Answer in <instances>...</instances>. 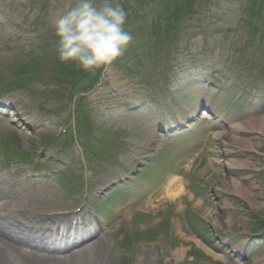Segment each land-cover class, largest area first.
<instances>
[{
    "label": "rangeland",
    "instance_id": "1",
    "mask_svg": "<svg viewBox=\"0 0 264 264\" xmlns=\"http://www.w3.org/2000/svg\"><path fill=\"white\" fill-rule=\"evenodd\" d=\"M30 1L31 4H27L24 9L17 6V0L2 1L0 8V82L12 83L14 80H22V73L18 69L20 66H26L27 62L30 61L29 56H25L22 50H29L36 56L38 63L35 64L39 67H31L36 69L37 77L41 80L35 79L29 82L28 89H25L27 92L15 91V93H20L19 96L25 97L22 112L26 121L31 122L35 117L41 118V120L28 131L21 129L17 132L9 123L3 127L23 141L27 139L33 141L32 149L40 143L42 147L47 148V144L43 142L44 138H48L53 133L54 135L57 134L60 129L57 124H61L65 118L69 121L73 120V91L88 83L90 74H78L77 76L76 74H69L67 72L69 67L74 64L80 67L86 59L93 58L96 50L100 49L98 46H101L105 40V53H115L114 57L119 59L115 63L116 68L129 71L131 76L136 78L134 80L136 84L131 86L132 83L127 78L125 80L117 70L110 69L108 82L90 95L96 104L95 108H84L87 119L93 122L98 134L100 131L103 135V140L98 141L85 132L79 133L86 146V152L96 151V155L92 154V160L87 155L89 166L92 165V176L98 174L93 179V183L100 184L99 176L101 173L108 175L104 168L106 164L116 167L120 166L119 162L121 161L123 162L121 166L130 170L131 159H136L133 157L128 159L126 154L129 157L135 155L142 158L144 154L140 155L139 153L146 147V144H148L146 156L156 157L161 152L163 144L157 145L158 134L151 143L146 142L152 130H150L149 123L151 119H147L148 116L142 111L122 112L120 101L115 100V96L112 95L107 84L118 90L121 96L134 97L133 102L147 101L152 97L165 106V101H161L163 99L160 94V90H163L161 88H167L168 94L174 95L175 98L185 95L176 91L177 82L163 84L160 81L161 79L158 78L160 73L168 72L166 66L169 65L166 64L163 53L154 55L153 51L169 47V39L174 38V28L178 29L186 23V19L183 15L181 16V13L184 6L186 8L191 0H46L49 5L48 8H44L40 4V0ZM260 1L257 2V7H260ZM262 1L264 8V0ZM128 2L133 7L137 6L138 8L137 13L131 11L132 17L130 16L131 12L126 11V3ZM225 3V0H197V3L195 0L194 5H202L204 12L196 16L194 23L187 25L189 28L187 33L200 29L198 24L204 21L210 23L209 27L212 29H215V25L211 22H216L217 27L221 24L232 27L233 24L240 22V17L243 15L240 8L222 10ZM112 9L115 15L112 14ZM172 11L176 13L174 16H177V19L168 14ZM204 14L207 15V18H204ZM131 18L136 20L132 25L135 34L129 33V29L126 27V21L131 20ZM106 19L112 25L110 24L107 31H110L109 34L105 36L102 28H104ZM69 23L73 24L70 26L71 32H66L70 36L66 41L67 39L64 38L63 33L60 34V31ZM256 23L261 27L256 31L257 38H253L254 32L249 39H246L248 36L241 32L233 33L230 37L241 38L242 41L237 40V42L246 48L249 45H245V43L252 41V46L247 48V52L255 55L250 56L252 59L255 57L260 66L259 72L264 73L262 72L264 69V29H262L264 20L257 19ZM73 26L78 30L75 31ZM83 26L89 30L86 32L83 30ZM28 28L31 30L29 31ZM79 30H81V34ZM259 33L263 34L261 38L257 36ZM144 36L147 39L146 42L139 44L143 43L141 39ZM110 38H112L111 44ZM214 39L210 37L208 42ZM217 39L219 38L217 37ZM246 40L248 41L246 42ZM205 41H207L205 38H198L193 44L186 42L183 49L191 48L203 52L204 48L208 46ZM154 43L155 47L153 46ZM9 46L12 48H8ZM133 47H136L135 53L131 51ZM243 56L242 52L238 54L239 59L244 58ZM183 74L181 73V77ZM167 76H170L169 72ZM251 79L254 80L255 78L251 77ZM141 82L142 84H140ZM204 90V87L192 89L187 95V100L184 101V106L192 108L194 105H201ZM161 93L163 94V92ZM259 99H263L261 106L256 108L252 115H244L241 118L240 122L243 126L235 132L239 138L237 143L225 140L222 133L231 132L228 130L231 125L224 122L226 130L220 131L219 137L211 136V144L214 148L211 157L204 153L201 162H194L192 171L199 178V183L204 184L206 189L201 206H196L195 203L200 199L202 200V197L190 199L191 196H186L188 203L186 202L187 206L182 205V208L179 207V202L171 201L151 210L143 207L144 205L131 208L130 204L144 202L147 199L148 183L144 184V188L134 191L129 200L123 199L121 202L112 203V211H108L111 216L106 215V218L109 219L117 215L111 222V224L113 223L111 225L113 230L119 225L118 218L120 217L124 218L125 223L126 217L132 222L127 223V226L120 231L107 236L102 264H118L119 262L121 264H181L192 253L195 256L201 251L208 255L199 246L202 243L207 244L206 246L216 245L217 238H213L214 241L211 240L213 235H220L219 237L222 238L230 235L232 236L231 245H235L243 239L240 232H252L253 223L250 215L256 212L264 216V174L259 172L264 167V128H256L260 125L257 119L264 116V90L260 91ZM229 113L235 114L234 112ZM153 118L155 121H167L166 116L153 115ZM250 122L255 123L251 126L249 125ZM222 124L218 128L225 129ZM78 125L81 128L85 127L83 113L79 115ZM71 127L73 129V126ZM57 138L54 136V139ZM245 139L250 140L251 146L254 148L247 147L244 142ZM64 140L68 142L67 151L74 155L72 160H76V169L80 173L83 169L80 163L81 153L75 156L74 152L71 151L75 149L76 153H79V149L74 147L72 134L69 133ZM105 142L110 146L113 144L116 149H107L103 146ZM57 143H64L63 139H58ZM255 148L259 152H254ZM216 153H221V156L216 155ZM104 155L106 156L104 157ZM189 157H184L180 161V167L187 162ZM215 160L220 163V169L214 168L212 161ZM231 160L246 162L249 165L231 170L232 167L228 166ZM156 168L157 166H153L152 170ZM114 170L119 173L117 167ZM238 177L243 178L242 184L244 186L251 188L248 190L252 194L251 199L254 204L249 203L250 199L246 200L242 193L231 190L229 183H227L228 180ZM109 184V181L100 184L99 191ZM147 187L148 190L146 191L145 188ZM46 190L48 189L42 186L37 198L32 203L26 204V207L31 208L32 211L34 207L40 206L43 210L38 209V211L44 213H51L55 208H59V210L69 208L66 203L70 201L66 198L74 192L68 193L66 191L59 202L49 204L52 195H49V190L47 192ZM160 192L159 187H155L150 191V196L154 194L153 197H156ZM41 197L47 198L49 202L47 204L44 202L43 205L40 202ZM133 201L136 202L133 203ZM139 207L147 210L146 215L137 216L135 220H132L134 211ZM192 210L198 215L191 214ZM195 216L201 222L202 220L206 221L205 228L207 230L201 226L199 228L197 223H194L193 218ZM196 228H198L199 233L205 234L204 237H200V240L197 238L199 236L196 235L198 233ZM230 232H233L234 235ZM230 242L228 243L230 244ZM248 252L251 253L252 258L241 260L244 264H253L254 261L264 264V241L250 244ZM215 253L218 254L217 251ZM190 259L193 258L190 257ZM227 264L231 263L228 262Z\"/></svg>",
    "mask_w": 264,
    "mask_h": 264
},
{
    "label": "bare ground",
    "instance_id": "2",
    "mask_svg": "<svg viewBox=\"0 0 264 264\" xmlns=\"http://www.w3.org/2000/svg\"><path fill=\"white\" fill-rule=\"evenodd\" d=\"M259 121L257 124L259 127L256 128H264V116L261 119H257ZM255 122H250L249 125L253 126ZM239 127H233V130L229 133L222 134L226 141L231 143H237L239 138L234 133ZM218 137V135H217ZM247 147L251 146V141L245 139L244 140ZM249 163L246 162H237V161H230V166L233 167H242ZM243 178H231L228 180L229 186L231 190L235 192L242 193L247 199L252 201V194L248 189L250 187L244 186ZM184 180H181L178 176H172L168 179L165 185V193L169 192V196L166 199H173L176 200L179 196L183 195L185 190L182 187L184 185ZM178 188V189H176ZM176 189L175 191H172ZM253 202V201H252ZM255 202V201H254ZM257 203V202H256ZM196 206H201L202 202L198 200ZM87 229V228H85ZM82 231V230H81ZM85 234V232H84ZM69 235V234H68ZM16 236H5L0 234V264H102V258L104 254V249L107 244L104 238H100L97 236H91L89 239L91 241L90 246L86 248L83 247H73V249H65V253L63 255H57L56 253H47V254H40L33 252L32 249L28 250L26 245L21 243L19 239L15 238ZM84 239V238H83ZM82 239V240H83ZM61 249V248H58ZM68 254V255H67ZM253 264H259L258 262L254 261Z\"/></svg>",
    "mask_w": 264,
    "mask_h": 264
}]
</instances>
